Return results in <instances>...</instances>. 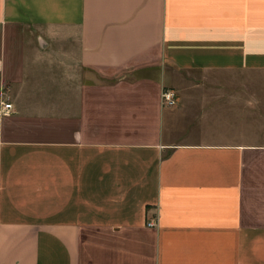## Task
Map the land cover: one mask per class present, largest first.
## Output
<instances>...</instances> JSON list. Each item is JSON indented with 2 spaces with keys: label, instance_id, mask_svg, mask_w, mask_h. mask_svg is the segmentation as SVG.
<instances>
[{
  "label": "crops",
  "instance_id": "crops-1",
  "mask_svg": "<svg viewBox=\"0 0 264 264\" xmlns=\"http://www.w3.org/2000/svg\"><path fill=\"white\" fill-rule=\"evenodd\" d=\"M5 93L0 264H264V0H0Z\"/></svg>",
  "mask_w": 264,
  "mask_h": 264
},
{
  "label": "built area",
  "instance_id": "built-area-1",
  "mask_svg": "<svg viewBox=\"0 0 264 264\" xmlns=\"http://www.w3.org/2000/svg\"><path fill=\"white\" fill-rule=\"evenodd\" d=\"M162 106L163 107H175L178 104V98L175 91L167 90L163 92L162 94ZM15 115V108L14 105L11 103V101L8 98V95L1 94L0 95V121L9 118ZM149 227H155L154 223L151 222L149 224Z\"/></svg>",
  "mask_w": 264,
  "mask_h": 264
},
{
  "label": "rangeland",
  "instance_id": "rangeland-1",
  "mask_svg": "<svg viewBox=\"0 0 264 264\" xmlns=\"http://www.w3.org/2000/svg\"><path fill=\"white\" fill-rule=\"evenodd\" d=\"M22 35L26 39V37L28 36V33H23ZM73 47H74V45H73ZM61 50H63V47H62V49L58 48L57 46H54V48H53V51H61ZM53 67L55 69H63L62 65H56V66H53ZM168 78H169V83L171 82V85L174 86V87L173 88L172 87L166 88L165 91H167V90L174 91L175 86H176V80H178L179 83H182V82H186L185 80L191 79L192 77H189V76L180 77L179 74L173 73L172 70H169V77Z\"/></svg>",
  "mask_w": 264,
  "mask_h": 264
}]
</instances>
